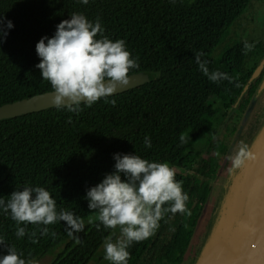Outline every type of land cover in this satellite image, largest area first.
Masks as SVG:
<instances>
[{
  "label": "trees",
  "instance_id": "16d2710c",
  "mask_svg": "<svg viewBox=\"0 0 264 264\" xmlns=\"http://www.w3.org/2000/svg\"><path fill=\"white\" fill-rule=\"evenodd\" d=\"M253 1L89 0L85 5L79 0H0V16L14 24L0 45V105L53 90L35 67L40 62L36 44L52 37L56 25L73 13L92 22L99 19L104 35L124 40L137 59L139 68L130 73L153 78L90 107L81 104L79 113L48 107L0 119V198L7 202L13 191L39 186L49 191L58 212L85 219L96 214L88 208L86 192L114 171L115 153L166 162L189 196L188 212L165 213L152 236L128 248V264H197L214 232L210 217L201 223L214 180L229 156L241 114L253 99H264V89L256 95L263 70L235 107L264 58V40L228 43ZM245 42L253 45L250 51L245 52ZM197 52L203 53L209 72L227 73L232 82L210 81L196 63ZM213 96L224 110L223 122L215 128L221 108L206 113ZM257 122L258 128L264 126V117ZM202 137L208 139L205 152L194 146ZM17 227L0 208V237L32 264L59 246L48 264H90L105 239L117 238V228L106 229L99 220L75 233L79 242L67 234L63 221L20 224L26 234L19 238ZM0 254L6 253L0 249Z\"/></svg>",
  "mask_w": 264,
  "mask_h": 264
},
{
  "label": "clouds",
  "instance_id": "9594fccd",
  "mask_svg": "<svg viewBox=\"0 0 264 264\" xmlns=\"http://www.w3.org/2000/svg\"><path fill=\"white\" fill-rule=\"evenodd\" d=\"M87 5L89 0H79ZM14 24L0 16V45ZM99 36V38H98ZM253 45L245 42V52ZM40 62L41 79L50 83L53 92L51 103L57 108L79 113L80 105L91 106L101 98L115 95L127 87L130 71L138 69L137 59L126 49L122 39L111 40L104 35L100 20L90 21L80 13H73L70 19L56 25L52 37L44 36L36 44ZM203 53L197 52L195 60L201 72L214 83L232 78L220 71L209 72L207 61L201 60ZM115 104V100L112 101ZM183 137L181 140L183 141ZM145 146L151 148V140L145 137ZM114 171L105 174L100 183L86 192L88 208L98 214L97 218L106 229H120L115 242L105 239L104 259L110 264H128V248L133 242L143 241L152 236L159 227L164 214L188 212L186 202L189 196L178 182L176 170L166 162H149L138 155L115 153ZM255 154L243 141L239 142L234 155L228 157L233 169H240L246 162L255 160ZM168 205V207H165ZM0 208L10 213L17 224L16 236L26 234L20 224L51 225L63 221L70 237L84 229V221L71 212L57 211L56 201L43 187H25L13 191L5 202L0 198ZM190 214V213H188ZM99 227V225H97ZM48 228H43L47 233ZM33 236L35 233L32 234ZM36 241L33 240V243ZM0 264H32L21 258V254L0 237Z\"/></svg>",
  "mask_w": 264,
  "mask_h": 264
},
{
  "label": "rangeland",
  "instance_id": "374dc122",
  "mask_svg": "<svg viewBox=\"0 0 264 264\" xmlns=\"http://www.w3.org/2000/svg\"><path fill=\"white\" fill-rule=\"evenodd\" d=\"M264 40V0H254L252 4L248 7L245 14L243 15L242 25L235 31H231L228 36V43L233 44L237 41L242 40ZM261 84V83H260ZM251 105L247 112L242 115V121L239 126V130L230 149L229 156L234 155V150L239 142L243 141L249 146V149L252 153L255 154L256 159L246 162V165L243 168L233 169L231 161L227 159L224 161L223 166L218 173L217 177L214 180V188L212 190V196L205 203L203 209V219L205 218L208 221L210 217L211 226L214 228V232L206 245L204 253L200 258V264L204 259V256L208 254L210 248H212L218 239L219 234L222 232L225 233L226 223L229 225L228 216L232 212V220L237 223V228L235 229L234 239L239 236L241 225L245 216V207L247 206L249 200V194L252 191V183L256 177V170L258 165L259 157V142H260V129L263 131L264 126H259L257 120H261L264 117V104L263 97H258ZM208 106H211V112L215 111L216 108H221V113L214 116L216 120L214 122L213 128L221 125L223 122V108L221 100L218 97H211L208 101ZM253 127L256 128L253 129ZM261 132V131H260ZM208 144V139L202 137L198 139L194 146L197 149L205 152ZM259 146V147H258ZM237 171V172H235ZM98 214H94L88 218L82 219L84 221V226L92 224L96 220ZM203 222L202 225H204ZM215 225V227H214ZM201 224L198 225V227ZM229 227V226H228ZM120 237V229L117 227V238ZM116 241V240H115ZM114 241V242H115ZM235 244V242H234ZM61 249V246L54 248L47 256L37 259L33 264H48L55 256V253ZM108 261L104 259V247L101 248L100 253L96 255V258L93 259L90 264H107Z\"/></svg>",
  "mask_w": 264,
  "mask_h": 264
},
{
  "label": "water",
  "instance_id": "95a60500",
  "mask_svg": "<svg viewBox=\"0 0 264 264\" xmlns=\"http://www.w3.org/2000/svg\"><path fill=\"white\" fill-rule=\"evenodd\" d=\"M263 69L264 58L246 83L235 107L239 104L242 96L249 89L253 80L262 74ZM130 78V84L117 93L143 85L153 79L151 76L140 72L130 73ZM263 89L264 78L256 95L258 96ZM52 92L53 90L46 91L11 103L0 105V119L13 118L48 107H55L51 103L50 94ZM259 146L256 177L252 183V191L249 194V200L245 207V216L241 225L240 233L234 244L236 253L235 264H264V128L261 132Z\"/></svg>",
  "mask_w": 264,
  "mask_h": 264
},
{
  "label": "bare ground",
  "instance_id": "6f19581e",
  "mask_svg": "<svg viewBox=\"0 0 264 264\" xmlns=\"http://www.w3.org/2000/svg\"><path fill=\"white\" fill-rule=\"evenodd\" d=\"M229 225L226 223L225 228L228 230L219 234L214 246L200 264H235V229L237 223L232 220V212L228 216ZM229 226V227H228Z\"/></svg>",
  "mask_w": 264,
  "mask_h": 264
},
{
  "label": "flooded vegetation",
  "instance_id": "af4514ba",
  "mask_svg": "<svg viewBox=\"0 0 264 264\" xmlns=\"http://www.w3.org/2000/svg\"><path fill=\"white\" fill-rule=\"evenodd\" d=\"M264 70V69H263Z\"/></svg>",
  "mask_w": 264,
  "mask_h": 264
}]
</instances>
